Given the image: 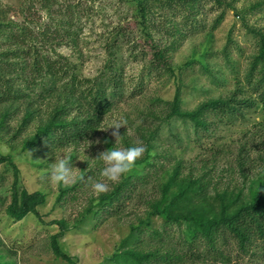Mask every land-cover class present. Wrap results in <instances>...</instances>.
Wrapping results in <instances>:
<instances>
[{
    "label": "rangeland",
    "instance_id": "1",
    "mask_svg": "<svg viewBox=\"0 0 264 264\" xmlns=\"http://www.w3.org/2000/svg\"><path fill=\"white\" fill-rule=\"evenodd\" d=\"M61 1L82 6V14L77 15V26L82 25V32L78 37L79 47L72 46V49L60 45L57 52L76 62L81 68V77L89 79L99 77L105 72L106 64L116 58L117 66L111 71L123 73V98L106 114V119L103 118L95 136L77 144L62 148L41 144L31 151L32 156H28L20 153V144L13 150L11 138L8 140L9 137L0 134L1 150L12 154L19 169L18 189L47 195L46 205L38 207L37 213L29 214L20 222H10L6 209L12 201L16 179L12 166L0 165V237L3 240L0 264H124L127 256L121 258V253L128 250L136 253L142 264H167L168 261L169 264H193L186 253L192 254V248L200 247L201 242L195 245L182 242V234L189 231L187 226L164 225L148 202L159 198L158 186L172 176L178 162L185 176L198 179L207 175L210 193L230 189L251 195L252 190L260 186L264 172V112L261 106L244 108L241 114L228 120L215 117L206 109L202 116L210 128L203 132L196 130L189 118L174 116L166 121L171 111L166 103L174 102L178 89L183 112L197 111L217 100H229L230 105L233 98L257 101L246 77L258 51V39L253 30L264 32V0H221V5L213 0H201L195 7L194 21H187L185 17L189 13L183 12L176 3L150 0L156 25L163 20H173L184 35L183 40L163 37L164 46L176 43V49L168 56L170 69L166 71L164 67L154 66L152 59L156 49L153 45L160 46L159 35L153 32L150 41L143 38L136 23L134 0ZM0 2L3 8H27V13L21 17L11 15L14 21H21L23 16L37 20L39 14L42 21H46L44 12L38 14L30 10L39 0ZM36 8H40L39 4ZM220 17L222 21L216 26ZM118 26L128 30V36L122 40L124 47L115 51L114 58L108 53L106 42ZM132 45L137 46L133 54L128 48ZM3 108L0 107V112ZM151 114L158 119H153ZM76 115L74 111L72 116ZM145 117L149 118L145 128L158 130L154 149L143 141L147 134L140 132ZM17 118L11 121V130L20 124L22 112ZM119 120L126 121L127 126L119 130L122 137L118 146L142 143L151 156L145 160L151 165L144 163L145 154L137 161L138 165L146 164L139 171V178L148 182L132 190L127 188V193L121 192L120 199H114L108 208L94 216L90 210L96 200L112 192L127 175L117 183H110L106 193L97 195L91 188L92 181L104 179L100 175L103 162L93 159L117 146L111 134L114 129H102ZM33 131L34 127L25 131L12 147L32 136ZM159 154L166 159L155 157ZM65 155L71 158L78 175L83 177L68 186L54 184L50 179L51 164ZM210 178L211 183L208 182ZM60 191L66 192L59 197ZM137 235L138 243L133 237ZM55 240L61 255L56 253ZM237 244L238 240L227 234L223 249L233 260L230 264L258 263L252 255L238 251ZM174 247L178 251H174ZM211 263L223 264L220 261Z\"/></svg>",
    "mask_w": 264,
    "mask_h": 264
},
{
    "label": "trees",
    "instance_id": "2",
    "mask_svg": "<svg viewBox=\"0 0 264 264\" xmlns=\"http://www.w3.org/2000/svg\"><path fill=\"white\" fill-rule=\"evenodd\" d=\"M169 1L182 7L183 12L189 13L185 17L187 21H194L195 7L201 0ZM213 1L218 5L222 3L221 0ZM134 2L137 4L135 12L137 27L145 36L142 37L150 41L153 32L159 35L160 46L153 45L156 49L152 59L154 66L159 69L164 67L165 71L169 70L168 56L176 49V43L164 46L163 37L183 40L184 35L177 29L179 26L173 20H163L158 26L156 25L158 22L154 19L155 16L149 6L150 0H134ZM38 4L39 9L36 8ZM38 4L34 2L30 10H35L38 14L44 12L46 21H42L40 14L37 20L23 16L21 21H14L11 15L21 17L25 12L27 13V8L21 10L12 6L3 8L0 2V107H4L0 112V134L9 137L8 140L11 138L10 144L13 150L20 144V153L33 151L41 144L62 148L95 136L103 118L123 98L121 88L125 85L123 73L117 74L111 70L117 66L115 51L124 47L122 40L124 41L128 36V30L118 26L112 32L110 40H107L106 48L115 60L106 64L105 72L94 79L82 78L79 65L71 58L57 52L60 45L70 46L72 49L79 47L78 37L82 32V25L77 26V15L82 14L80 8L82 6L66 4L61 0H39ZM221 21L222 17L217 20L216 26ZM186 26L187 24L184 23V27ZM253 31L258 39V51L250 64L246 79L257 101L249 98L242 100L233 98L230 105L229 100H217L206 106L203 105L202 109L197 111L183 112L181 93L178 89L174 102L166 103L171 106L166 121L174 116L189 118L193 121L196 130L208 132L210 128L208 121L202 116L203 112H207L206 109L215 117L228 120L241 114L244 108L261 106L264 112V32ZM132 46L128 48L133 54L137 46ZM74 111H77L75 117L72 116ZM20 112H22L21 122L15 130H11L10 123L18 119ZM151 115L153 119H158L157 116ZM148 120V117L142 120L140 132L142 135L147 134L148 137L143 141L150 145V149H154L153 142L158 136V130L145 128ZM31 127H34V134L12 147V144ZM125 145L131 146L129 143ZM150 157L146 152L144 163ZM155 157L166 159V156L161 154ZM13 160L12 154L4 153L0 145V165L12 166L15 174L12 201L7 206L6 212L9 221L17 223L29 214L37 213L38 207L46 205L47 195L43 192L28 193L18 189L19 169ZM178 163L172 176L158 186L159 198L150 200L148 205L154 215L157 214L161 218L164 225L176 223L187 226L189 231L188 234H182V242L191 245L201 242L200 247L192 248V254L186 253L188 261H193V264L196 262L212 264V261L230 264L233 260L225 253L223 243L227 234H232L238 240V251L252 255L258 261L257 264H264V172L260 186L253 189L251 195L230 189L214 194L208 189L206 174L198 179L185 176L180 170L182 165ZM146 164L151 165V162ZM146 164L136 163L135 168L112 192L102 195L99 201L96 200L94 208L90 210L92 215L96 216L98 211L108 208L114 199H120L121 192L127 193V188L132 190L139 184H147L148 180L139 178V171L143 170ZM208 182H213L212 178L208 179ZM63 192L66 191H60L59 197ZM133 237L137 243L140 241L138 235ZM2 245L3 240L0 237V246ZM54 246L56 253L61 255L56 240ZM174 251L178 249L174 247ZM121 254V258L127 256L124 264H142L132 250ZM64 258L69 260L66 256ZM175 258L178 259L180 256Z\"/></svg>",
    "mask_w": 264,
    "mask_h": 264
},
{
    "label": "clouds",
    "instance_id": "3",
    "mask_svg": "<svg viewBox=\"0 0 264 264\" xmlns=\"http://www.w3.org/2000/svg\"><path fill=\"white\" fill-rule=\"evenodd\" d=\"M123 126H127V122L119 120L113 121L107 129H102H114L111 134L115 138V145L117 146L101 152L97 158L93 159L102 161L104 165L100 172L101 177L104 179L92 181L91 183V188L97 195L106 193L109 190L110 183L119 182L124 175L131 172L135 168L137 161L142 159L147 150L142 143H136L130 147H119L118 145L122 137L119 130ZM27 155L32 156V152L28 151ZM77 170L78 168L73 166V162L69 156L59 157L50 166L51 182L65 186L74 184L78 180L83 179V177L78 175ZM88 180L91 181L92 178L89 176Z\"/></svg>",
    "mask_w": 264,
    "mask_h": 264
}]
</instances>
